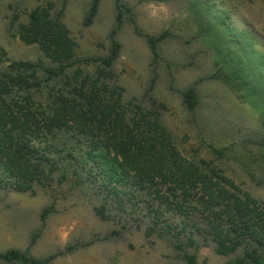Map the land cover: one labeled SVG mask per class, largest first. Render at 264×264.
<instances>
[{"label": "rangeland", "instance_id": "rangeland-1", "mask_svg": "<svg viewBox=\"0 0 264 264\" xmlns=\"http://www.w3.org/2000/svg\"><path fill=\"white\" fill-rule=\"evenodd\" d=\"M49 2L55 3L52 17L67 26L77 44L76 66L70 75L80 66L93 74L97 66H84L82 60L110 55L111 33L117 25L115 0L100 1L90 26L84 21L93 0H0V72L13 62L55 66L37 44L21 39L29 14ZM121 2L132 9L135 23L125 12L124 25L115 37L121 46L113 68L117 79L106 82L124 89L122 108L130 116L135 111L133 106L132 112L127 108L130 102L146 110L158 109L175 148L186 159L204 172L218 171L264 201V0ZM136 28L153 36L172 35L159 46L156 69ZM156 75L154 90L147 94ZM64 81H50L43 90L32 87L24 96L27 104L46 111L55 105L53 96L68 90H61ZM191 86L200 100L195 112L186 108L181 95ZM41 147L55 159L63 158L61 170L50 186L35 185V195L5 188L0 181V253L18 249L43 259L78 246L52 264H188L185 254L195 256L197 264H229L243 256L244 248L228 256L217 254L215 244L195 232L193 216L158 205L152 197L154 189H140L131 177L121 181L118 173L111 182L114 154L106 156L101 148L92 151L88 133L79 135L73 129L52 134ZM214 149L226 151L219 157ZM46 208L52 213L43 227ZM156 212L162 213L158 224ZM192 232L196 244L188 245ZM0 264L18 263L0 259Z\"/></svg>", "mask_w": 264, "mask_h": 264}, {"label": "trees", "instance_id": "trees-1", "mask_svg": "<svg viewBox=\"0 0 264 264\" xmlns=\"http://www.w3.org/2000/svg\"><path fill=\"white\" fill-rule=\"evenodd\" d=\"M100 1L93 0L84 26L93 24ZM115 5L117 25L111 33L110 55L82 60L84 66H97L93 74L87 73L82 66L69 74L76 66L77 44L70 37L67 26L52 17L54 2L37 7L29 14V25L23 28L21 39L29 45L37 44L55 66L13 62L6 71L0 72V181L5 188L32 195L36 194L35 185L50 186L53 176L61 170L63 158L57 160L43 151L41 143L52 134L76 129L79 135L88 133L91 136L92 151L101 148L106 156L114 154L116 162H110L112 171L111 174L107 172L111 182L116 180L118 173L121 181L131 177L140 189H154L152 197L158 205H164L167 211L175 214L193 216L195 232L206 235L219 255L228 256L244 248L243 256L229 264H264V201L245 192L218 171L204 172L186 159L175 148L158 109L146 110L130 102L127 108H135L130 116L122 108L124 89L118 84L114 87L107 84L106 81L117 79L113 68L121 46L115 37L124 25L125 12L135 23L132 9L121 0H115ZM61 16L62 12L59 18ZM135 32L145 38L156 69L160 60L159 46L172 35L168 32L148 35L138 28ZM40 76L43 78L39 79ZM60 80H65L61 90H68L53 96L57 97L55 105L39 111L27 104L29 100L24 96L32 87L43 90L50 81ZM151 81L147 94L154 90L157 75ZM181 95L186 108L195 112L200 105L195 86ZM84 104L85 108L82 107ZM130 111L133 110L130 108ZM95 131L99 133L97 136ZM225 151L214 149L219 157ZM65 178L63 176L59 181L63 182ZM51 213L52 208L42 212L43 227ZM161 214L156 212L155 224ZM40 235L41 231L32 237L31 245ZM194 235V232L188 235V245L196 244ZM77 247L70 246L65 252L43 259L11 249L0 253V259L18 264H52ZM183 248V244L178 246L180 251ZM195 258L188 254L184 256L188 264H197Z\"/></svg>", "mask_w": 264, "mask_h": 264}]
</instances>
